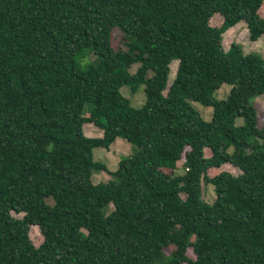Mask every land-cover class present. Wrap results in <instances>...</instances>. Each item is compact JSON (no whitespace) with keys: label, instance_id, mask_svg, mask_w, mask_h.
<instances>
[{"label":"trees","instance_id":"trees-1","mask_svg":"<svg viewBox=\"0 0 264 264\" xmlns=\"http://www.w3.org/2000/svg\"><path fill=\"white\" fill-rule=\"evenodd\" d=\"M242 21L264 35V0H0V264H264V56L223 42ZM143 84L135 107L121 88ZM119 137L111 171L94 149Z\"/></svg>","mask_w":264,"mask_h":264},{"label":"rangeland","instance_id":"rangeland-1","mask_svg":"<svg viewBox=\"0 0 264 264\" xmlns=\"http://www.w3.org/2000/svg\"><path fill=\"white\" fill-rule=\"evenodd\" d=\"M124 32L120 27H116L113 32V48H126L123 40ZM224 47L226 50L229 49L232 42H238L244 48L246 53L248 52H259L264 56V35H262L257 41H252L250 39V34L247 28V25L244 21L237 23L234 27L230 28L228 31L224 33ZM98 56L89 48H86L84 51L79 53L76 60L78 65L82 70H86L89 65L93 64L97 60ZM178 67V61L175 60L171 63V72L169 77V84H171L176 76V71ZM137 68V65L133 66L132 72H134ZM230 90V85L224 83L218 91L215 93L216 97L224 98L228 94ZM123 94L130 98L132 104L135 107H141L144 105L146 101L145 95V85H141L135 93H131L130 89L127 86H123L121 88ZM192 105L200 111L201 115L205 120L210 121L213 115V107L203 105L200 102L192 101ZM257 113H258V126L264 127V96H260L256 101ZM93 105L91 103H87L84 108V115L90 116L92 115ZM99 122H105L104 118L96 117ZM237 123H243L242 118L237 119ZM84 132L91 137L103 136V129L95 124V122H87L84 124ZM257 139V142L261 145V149L264 151V141L253 137V140ZM135 151V146L130 143L126 138L119 137L117 140L110 146V148L105 147H96L94 149V159L97 161H101L106 164L109 170L113 171L118 168V164L120 159L123 156H127L133 154ZM206 155H210V150L206 149ZM185 171V167L183 165V160L178 161V169L177 173H183ZM237 173L238 171H235ZM112 178V175L106 170H95L92 174V180L95 183L107 182ZM203 200L206 202H213L215 199V191L214 186L212 184H203ZM185 197L186 195L183 194ZM113 210V205L107 207L104 211L106 215H108ZM38 228H32L31 236L38 243L40 241ZM166 251L169 253L170 249L167 248ZM190 255H193L190 252ZM185 264V263H184Z\"/></svg>","mask_w":264,"mask_h":264}]
</instances>
